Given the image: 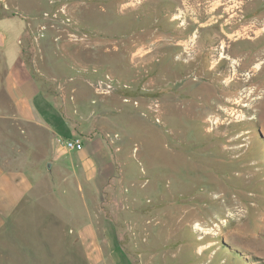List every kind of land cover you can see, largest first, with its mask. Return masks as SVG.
I'll use <instances>...</instances> for the list:
<instances>
[{"label": "rangeland", "instance_id": "374dc122", "mask_svg": "<svg viewBox=\"0 0 264 264\" xmlns=\"http://www.w3.org/2000/svg\"><path fill=\"white\" fill-rule=\"evenodd\" d=\"M79 2L72 18L63 0L34 3L28 31L40 40L84 31L93 43L82 53L90 66L74 73L91 82L87 97L107 98L109 113L92 122L107 124L122 151L105 173L114 177L100 219L118 243L108 264H264V101L251 107L264 93V0L146 1L124 15L115 0ZM183 5L201 13L187 16L204 25L196 36L197 24L175 18ZM176 32L190 42L183 55L172 47L153 53L163 67L134 52ZM229 58L243 61L239 73ZM105 75L118 82L109 94Z\"/></svg>", "mask_w": 264, "mask_h": 264}, {"label": "crops", "instance_id": "0c3cea01", "mask_svg": "<svg viewBox=\"0 0 264 264\" xmlns=\"http://www.w3.org/2000/svg\"><path fill=\"white\" fill-rule=\"evenodd\" d=\"M63 1L75 17L78 6L71 4L79 0ZM146 1L170 0H115L122 15ZM44 2L61 0H0V264H108L118 243L113 225L100 219L114 177L105 173L122 151L112 145L107 124L92 122L96 113H109L107 98L87 97L91 82L74 73L90 66L82 56L91 50L90 35L48 31L40 40L28 31L34 3ZM179 12L183 24L189 14H201L184 5ZM190 19L196 36L204 25ZM178 35L156 37L134 52L144 50L149 65L163 67L151 56L167 47L183 55L190 40ZM95 46L106 59L107 44ZM76 138L82 148L67 150L62 140Z\"/></svg>", "mask_w": 264, "mask_h": 264}, {"label": "built area", "instance_id": "2783aa9c", "mask_svg": "<svg viewBox=\"0 0 264 264\" xmlns=\"http://www.w3.org/2000/svg\"><path fill=\"white\" fill-rule=\"evenodd\" d=\"M104 78H105L106 84H105V88L102 89V92H104L105 94H109L114 90L115 84L118 82L114 78L109 77L108 75H105ZM94 89L96 90V92H99V89H101V88H99V83H98V85H96L94 87ZM123 102L127 103V102H129V100L124 98ZM134 105L136 106L137 103L134 102ZM157 122H158V120H157ZM62 143L64 144V146L67 150L78 151L82 148V143L77 138L76 139H64V140H62Z\"/></svg>", "mask_w": 264, "mask_h": 264}, {"label": "bare ground", "instance_id": "6f19581e", "mask_svg": "<svg viewBox=\"0 0 264 264\" xmlns=\"http://www.w3.org/2000/svg\"><path fill=\"white\" fill-rule=\"evenodd\" d=\"M256 34H257V31H256ZM243 39H244V38L237 37V39H235L234 42H239V41H242ZM248 39H249V38H248ZM229 43H231V42H229ZM223 48H224V47H223ZM142 55H143V54H142ZM222 56L224 57V54H222ZM229 60L232 62V65H233L232 69H233V71L235 72V74L239 73L240 69H242L243 61H241V62L238 63L235 59L229 58ZM258 67H259V64H258V63H255V64L252 66L251 69L257 70ZM251 77H252V76H249V78L247 79V83H249V82L252 80ZM253 93H254V92H253ZM262 101H264V93H263L262 96H261L260 98H258L255 102H252L251 107L254 108L257 104L262 103ZM208 121H211V120H208ZM211 122H213V124H217V123H218V120L214 119V120L211 121ZM193 228H194V230H196V231H200V232L208 233L207 231H205V230L199 225V223H198V224L196 223V224L194 225ZM207 248H208V246H206V245H202V246L200 247V250H206Z\"/></svg>", "mask_w": 264, "mask_h": 264}, {"label": "flooded vegetation", "instance_id": "af4514ba", "mask_svg": "<svg viewBox=\"0 0 264 264\" xmlns=\"http://www.w3.org/2000/svg\"><path fill=\"white\" fill-rule=\"evenodd\" d=\"M212 35V34H211ZM213 45V44H212ZM211 47V44L210 45H206V48L208 49V48H210Z\"/></svg>", "mask_w": 264, "mask_h": 264}]
</instances>
